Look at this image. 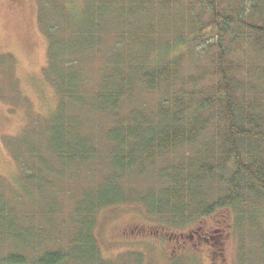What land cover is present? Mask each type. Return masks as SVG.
<instances>
[{
    "label": "trees",
    "instance_id": "trees-1",
    "mask_svg": "<svg viewBox=\"0 0 264 264\" xmlns=\"http://www.w3.org/2000/svg\"><path fill=\"white\" fill-rule=\"evenodd\" d=\"M84 1L86 10H72L68 23L79 40L101 43L108 32L117 35L114 74L96 94L92 112L116 119L107 130L110 173L74 209L80 228L74 246L88 251L78 258L61 249L35 255L42 240L34 237L38 227L27 212L15 214L12 202L4 200L0 239L15 246L0 255V264H84L87 259L103 264L96 217L125 203L142 205L171 226L241 205L236 225L259 229L250 222V210L264 207V0ZM64 15L52 17L44 10L40 17L54 50L61 43L57 30ZM61 80L59 115L46 149L63 168L90 165L99 154L96 143L88 131L80 133L74 112L66 116L67 99L78 96L79 78L67 74ZM142 90L161 96L156 109L126 112L125 105ZM43 151L39 143L31 155L43 162ZM153 172L157 181L151 180ZM127 176L150 182L129 187ZM53 204L47 207L52 216L60 211ZM216 255L222 262L223 254Z\"/></svg>",
    "mask_w": 264,
    "mask_h": 264
},
{
    "label": "rangeland",
    "instance_id": "rangeland-1",
    "mask_svg": "<svg viewBox=\"0 0 264 264\" xmlns=\"http://www.w3.org/2000/svg\"><path fill=\"white\" fill-rule=\"evenodd\" d=\"M86 7L84 0H0V202H12L15 214L27 212L31 225L38 227L34 237L42 240L34 246L35 255L61 249L78 258L86 252L87 249L74 246L80 229L74 209L86 191L101 184L110 173L107 130L114 127L116 119L92 112L97 105L96 94L107 76L114 74L113 40L117 35L104 33L107 39L101 43L97 38L94 42L79 40L80 35L69 28L71 12L83 13ZM44 10L52 17L61 12L66 15L58 21V50L50 46L49 34L41 25ZM184 35L191 37L189 31ZM67 74L79 80L78 96L67 99L66 116L75 113L80 133L89 132L99 153L95 163L83 167L63 168L46 149L59 115V86ZM160 97L142 90L125 105V111L144 107L154 110ZM39 143H44L43 162L31 155ZM153 173L151 180H156ZM144 180L124 178L129 187H145L150 181ZM53 203L60 208L54 216L47 210ZM239 207L171 226L150 215L142 205L125 203L102 210L96 217L94 234L103 264H242V255L244 264H264V207L262 212L250 210L251 224L260 225L254 230L250 223L243 228L236 225L243 209ZM242 219L239 218L240 223ZM0 244L1 256L15 246L6 238L0 239ZM220 252L222 262L216 255Z\"/></svg>",
    "mask_w": 264,
    "mask_h": 264
}]
</instances>
